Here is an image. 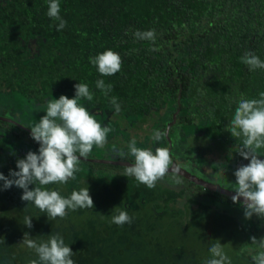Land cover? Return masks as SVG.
Segmentation results:
<instances>
[{
	"label": "trees",
	"instance_id": "obj_1",
	"mask_svg": "<svg viewBox=\"0 0 264 264\" xmlns=\"http://www.w3.org/2000/svg\"><path fill=\"white\" fill-rule=\"evenodd\" d=\"M59 2L67 21L61 31L47 16L48 0H0V115L9 113L30 128L46 114L48 99L72 98L81 82L94 93L92 101L81 103L114 129L89 157L112 159L114 150L127 152L133 138L138 147L151 148L153 132L165 133L166 119L178 110L170 142L164 135L156 145L167 148L172 160L195 173L178 158L180 149L189 155L194 150L205 162L200 176L215 183L220 176L209 177L211 163L231 166L232 177L249 163L237 152L241 140L226 127L241 96L258 99L264 92V69L250 71L240 60L246 51L264 60V0ZM150 29L154 42L133 36ZM109 48L119 53L122 67L101 76L89 57ZM97 79L113 85L108 97L96 88ZM112 96L121 105L119 113ZM38 149L27 130L0 119L5 176L18 170L17 159ZM259 151L264 159V149ZM124 160L134 162L131 156ZM80 168L75 180L47 187L63 196L88 187L94 208L69 210L63 219L49 220L21 199L23 189L15 185L0 190V264L38 260L24 239L46 241L54 233L72 248L76 264H204L217 240L232 264H253L257 246L251 237H264V219L255 214L246 219L236 211L242 203L182 176L183 183L176 185L171 172L149 189L121 175L124 165L81 160ZM115 206L133 216V223H110ZM25 216L32 217L31 228L23 223Z\"/></svg>",
	"mask_w": 264,
	"mask_h": 264
},
{
	"label": "clouds",
	"instance_id": "obj_2",
	"mask_svg": "<svg viewBox=\"0 0 264 264\" xmlns=\"http://www.w3.org/2000/svg\"><path fill=\"white\" fill-rule=\"evenodd\" d=\"M47 16L58 22L55 25L57 31L66 28L67 21L60 15L59 0H48ZM79 35L86 37L87 33ZM133 36L137 40L154 42L156 39L154 29L136 30ZM240 60L250 71L264 69V60L252 51H246ZM89 62L101 76L116 74L121 70L123 63L119 53L111 48L89 57ZM95 84L105 97H108L113 89V85L106 84L103 79H97ZM74 88L75 95L72 98L62 94L58 99H48L46 114L37 123L29 126L32 139L39 144L38 152L30 150L24 158L17 159L18 170H10L9 176L0 172V181H3L0 190L9 189L13 185L23 189L21 199L33 204L45 213L49 220L63 219L69 210L94 208L88 187L74 189L69 196H63L59 190L49 189L47 186L67 184L69 180H75L76 173L81 171V157L87 159L94 146L103 148L107 143L108 134L114 131L111 126L102 125L81 103V100H93L94 93L88 84L79 82ZM110 103L117 113L121 111L117 97H110ZM226 130L230 131L234 138L241 140L237 152L249 161L234 171L236 180L232 200L234 203H242L246 219H250L254 214L264 219V159L259 158L262 155L259 150L264 149V92L259 93L258 99L241 96ZM164 135L163 131L156 130L152 139L160 141ZM127 156L133 157L134 162L126 165L121 175L133 177L149 189L155 188L170 172L174 184L183 183L181 169L173 163L167 148L157 147L153 151L151 148L138 147L133 138L127 145V152L114 150V159L123 160ZM30 185L34 187L30 188ZM23 223L31 228L32 217L25 216ZM110 223L120 227L130 225L133 223V216L115 206ZM251 241L257 246L251 256L253 264H264V237L257 239L253 236ZM24 243L38 256V260H30L28 264H76L72 259V248L59 233L50 234L46 241L24 239ZM209 252L211 258L206 259L204 264H232L219 240L209 247Z\"/></svg>",
	"mask_w": 264,
	"mask_h": 264
},
{
	"label": "water",
	"instance_id": "obj_3",
	"mask_svg": "<svg viewBox=\"0 0 264 264\" xmlns=\"http://www.w3.org/2000/svg\"><path fill=\"white\" fill-rule=\"evenodd\" d=\"M177 113H178V110H176L173 115H172V119L171 121H169L167 123V127H166V131H165V135L168 139V141L170 142V137L168 135L169 133V128L171 127V125H173L175 122H176V118H177ZM0 119L1 120H5V121H8V122H11L17 126H20L21 128L27 130L29 133H31V129L26 127L25 125L19 123L17 120L13 119V118H10L8 116H3V115H0ZM81 160H86V161H92V162H103V163H113V164H117V165H130L131 161L129 160H121V159H110V158H92V157H88L87 159H84L83 157H81ZM173 163L178 165L181 169V173H182V177L186 178L187 180L197 184V185H201L205 188H208L210 190H213V191H216V192H219V193H222V194H225L229 197L232 198V196L235 194V190L233 189H230V188H227V187H224L222 185H220L219 183L218 184H215V182H212V181H209L207 179H204L203 177L187 170L186 168L182 167L181 165H179L177 163L176 160H173ZM171 171V169H170ZM241 201L243 200V198L241 197L240 198Z\"/></svg>",
	"mask_w": 264,
	"mask_h": 264
},
{
	"label": "rangeland",
	"instance_id": "obj_4",
	"mask_svg": "<svg viewBox=\"0 0 264 264\" xmlns=\"http://www.w3.org/2000/svg\"><path fill=\"white\" fill-rule=\"evenodd\" d=\"M3 105L6 108H8L10 110V112H11L12 108L9 105H7V104H3ZM9 115L10 114L8 113L6 116H8V117L11 118V116H9ZM166 120L168 122L171 121L168 118ZM149 141L151 143V149L153 151H155L156 145H157V141L155 142L151 137H150ZM179 153H180V155H179L178 158L184 159V161H187L188 162V165L195 172V174H197V175L200 176V173L202 171L201 168H202V166L205 163L204 160L201 158V156L198 155V154H195V151L194 150L191 152L190 155L189 154H185L183 149H180L179 150ZM209 167L210 168H207V170H208L207 172H208V174H210L209 177L211 179L216 174H218L220 176L219 178H220V182L221 183L220 182H217V183H219L220 185H222L224 187L233 189V187L235 186V180H236V178L235 177H232L231 174L228 173V171L230 170L231 166H228V165H225V164H213V163H211ZM236 211L239 212L240 214H243V216H244V209H243V205L242 204H241V206H238L236 208ZM124 263H125L124 260H122V261L119 262V264H124ZM80 264H83V263H80Z\"/></svg>",
	"mask_w": 264,
	"mask_h": 264
}]
</instances>
